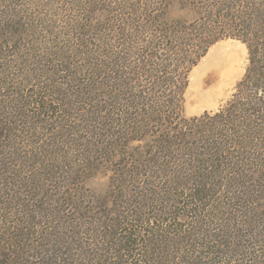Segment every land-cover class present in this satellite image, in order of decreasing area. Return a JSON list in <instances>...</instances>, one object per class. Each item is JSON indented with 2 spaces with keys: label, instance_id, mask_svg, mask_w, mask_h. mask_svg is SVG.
<instances>
[{
  "label": "trees",
  "instance_id": "1",
  "mask_svg": "<svg viewBox=\"0 0 264 264\" xmlns=\"http://www.w3.org/2000/svg\"><path fill=\"white\" fill-rule=\"evenodd\" d=\"M26 1L39 0H0V115L10 114L4 101H11L25 116L21 130L16 118L5 117L7 130L0 121V264H264V0H109L106 42L90 36L89 24L75 46L91 47L90 37L101 46L79 54L69 49L82 57L84 73L107 72L101 98L96 93L106 85L78 79L83 70L72 75L74 64L60 53H51L64 62L56 75L29 68L31 29L11 26L20 24L15 9ZM227 39L246 46L243 78L216 112L185 117L191 69ZM74 115L78 121L107 119V129L90 132L107 140L112 180L134 190L132 199L121 196L117 209L109 208L113 217L101 237L107 248L61 243L81 233L59 215L77 197L52 185L66 182L69 151L56 150L54 141L31 144L38 124L51 125L44 132L53 139L66 136ZM33 120L36 128L29 127ZM36 170L44 174L33 176ZM25 188L29 195L21 193ZM52 195L53 208L47 206ZM47 217L58 218L60 232H48L42 246L30 237Z\"/></svg>",
  "mask_w": 264,
  "mask_h": 264
},
{
  "label": "rangeland",
  "instance_id": "2",
  "mask_svg": "<svg viewBox=\"0 0 264 264\" xmlns=\"http://www.w3.org/2000/svg\"><path fill=\"white\" fill-rule=\"evenodd\" d=\"M118 1L119 0H115V2ZM27 3H29V1H26L23 7L14 8L15 13L16 10L19 13V19L16 21H20V24L13 25L12 23L11 26H13L16 31H27V29H31L33 36L31 39H27V41L33 43L34 51L32 52L33 61L29 63V68L32 71L33 69L38 72L48 71L49 74L56 75V73H58L57 70H60L64 62L60 59L59 63L55 62L54 58L51 57V53H60L65 59L69 57L70 59L67 58V61L74 64V68L70 71L68 70L72 75L83 70V72L77 76L78 79L93 77L95 82H101L106 85V87H102L103 89L100 88L102 90L96 93V97L101 98L102 94L107 93V72H97V74L94 75L84 73L85 70L82 57H80V55L78 58L72 57L69 49L70 47H75V53L79 54L80 52H88L90 49L95 52L97 49L95 46H101V41H97V39L93 40L91 37V47L82 48L75 46L78 44L76 39H80L83 34H86L83 26L89 24L92 25V33L90 36L96 37L97 34H100L103 37L99 38H103L106 42L107 9L113 1L39 0L26 6ZM1 10L4 9L1 8ZM172 15H176L174 10L172 11ZM23 17L30 21L26 22L27 25L21 23L22 20L26 21ZM80 26L81 28H79ZM104 52L107 53V48H104ZM96 58L99 60V57ZM33 63H37L36 68L33 66ZM247 66L248 52L245 44L242 42L227 39L213 45L189 73L188 86L184 93L183 115L189 118L202 115L204 112H216L235 92L238 83L245 74ZM17 74H20V70H16L15 75ZM63 76H65V74H59L62 82ZM90 79L92 81V78ZM13 90V88H9V92ZM25 90L26 92H30L33 88L26 86ZM4 103V107L10 114H1L0 121L6 123L7 118H16L18 119L16 124L18 122L17 125H20L25 119V116L19 115H24L22 106L20 107L21 109L19 108L18 110V105L16 103L11 101H4ZM56 107L57 105H52V108L55 109ZM30 109L31 108H28L27 112L30 111ZM5 117L7 118L5 119ZM55 118L59 120L63 119V117L59 115ZM74 118L73 120L68 119L70 126L74 128L68 130L66 136H58L57 139L52 138L54 136L52 135L53 133L46 134L44 132V129L45 131L50 129L51 125L38 124L40 129L37 127L36 135H33L37 139L32 140L31 144L33 147H36L38 142L49 145L54 141V147L58 143L56 150L63 149L69 151L68 156L63 159V165H66V169H64L66 174H64L63 179L66 182H63V180L59 178L55 180V183H52V185L55 189L57 185L65 186V190L70 189L73 197H77L75 201H73L74 204L71 203L72 205L62 206L61 211H64L62 214L60 212L59 215L60 217L66 218L65 221H71V223L72 221L76 222L77 225L81 227V233H77L76 235L68 234V238L66 236L61 237V243H67L69 239H72V243L75 244L74 248H107V245H105L106 238L102 242L101 237H103L102 231L107 235L105 224L108 218L112 219L113 217L111 214H108V212H110L109 208H112L111 211L117 209L116 204L119 202L121 196H125L126 199H132L134 197L132 191L134 190L131 185L122 190L119 187L120 185L112 180L113 171H111V165L107 164V140L105 142L102 136L94 137L92 135L94 132L92 134L90 132L94 129L96 131V128L101 127L107 129V119L104 120V122H99L93 117L83 121H78V116L74 115ZM31 123H29V127L36 128L37 122L33 120ZM103 125H105L106 128ZM4 126L2 124V127L7 130L8 124L6 123ZM20 128H22V125L18 126L19 130H21ZM28 130L34 133L33 128H28ZM99 133L101 134L102 131L99 130ZM17 135L20 136V133H17ZM11 136L13 137L15 135L11 134ZM4 142H7V140L5 139ZM15 142L16 144H20L18 139ZM26 164L27 163H25V165ZM27 165L26 169L31 171L32 168L27 167ZM26 169L23 168V171ZM41 172L42 170H36L33 176H38ZM51 189H53V187ZM28 190L30 191L29 188H25L21 193L23 195H29L30 193ZM136 192L140 195L142 194L139 189H136ZM55 200L56 196L52 195V200H47L49 201L47 206L53 208L55 206ZM27 201L28 208L31 209L33 207V202L30 198H27ZM58 206L60 205H57V207ZM13 208H17V206L13 204ZM48 211L50 212V210ZM59 225L60 222L58 218L56 220H53L52 217L43 218L40 227L38 229L37 227L35 228V231L38 233L36 235L32 234L30 239L44 246L48 243L46 235L51 232L54 233L56 230L60 232L57 227ZM65 243L64 245H66ZM172 253H174V255H172L174 259H172L171 262L176 263V249H174Z\"/></svg>",
  "mask_w": 264,
  "mask_h": 264
}]
</instances>
